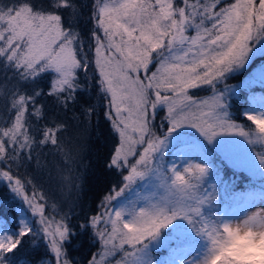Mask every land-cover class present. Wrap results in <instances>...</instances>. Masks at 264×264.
Instances as JSON below:
<instances>
[{
    "label": "snow or ice",
    "instance_id": "1",
    "mask_svg": "<svg viewBox=\"0 0 264 264\" xmlns=\"http://www.w3.org/2000/svg\"><path fill=\"white\" fill-rule=\"evenodd\" d=\"M258 46L264 0H0V184L21 205L0 264H264V183L230 192L203 150L264 180V93L234 112L228 83ZM97 116L112 180L85 211L41 177L79 191L62 138Z\"/></svg>",
    "mask_w": 264,
    "mask_h": 264
},
{
    "label": "trees",
    "instance_id": "2",
    "mask_svg": "<svg viewBox=\"0 0 264 264\" xmlns=\"http://www.w3.org/2000/svg\"><path fill=\"white\" fill-rule=\"evenodd\" d=\"M87 19V12L80 18V27H86L83 23ZM264 60V54L254 57L250 65L243 71L236 74L233 78L228 80L231 85H236L239 91L235 97H233L235 104L233 111L237 112L240 106H245L249 102L250 93L259 95L264 93V81L251 80L249 73L251 69L261 63ZM205 95L206 93H199ZM84 99H89L86 95ZM93 102L95 100L93 99ZM83 103V101H81ZM69 113V117H71ZM79 115V113H77ZM108 124L103 118L97 116L91 122H88L86 126L73 127L69 134H66L62 138L63 153L59 157L60 160L72 161L70 168L73 169V178L80 177L75 180V183L79 186V191L72 189V194L69 196V201H79L85 206V211L90 207L97 206L100 199L105 195L112 176L110 170L106 166L107 156L110 149V140L108 133ZM191 143L197 142L199 139L195 134L189 133ZM209 156L215 171L221 176L227 185L228 189L232 193L247 194L253 188L259 189L264 180L260 177H254L246 169L242 167H236L231 162L227 161L221 152L213 146H206L203 149ZM52 160V157H49ZM42 163H47L42 161ZM55 164V162H53ZM52 167V172L55 171V167H59L58 164ZM23 171V170H22ZM66 174L68 171H65ZM45 178H50L49 172L45 171L41 177V182L45 188L49 191V194H55V198L58 199L57 191L52 192L51 184ZM47 185V186H46ZM221 197L224 196V185H221L218 189ZM21 207L18 199L14 198L12 194L0 184V216L6 218L10 223L15 224L16 219L13 215ZM65 207V211H67ZM75 212L77 215L80 213V207H76ZM76 221L73 220V223ZM83 240V238H82ZM41 251H43L41 249ZM87 254V242L84 241V247L80 248L79 243L76 245V249L72 251V256L77 259L81 254ZM153 255L163 260L169 255L166 248H158L153 252ZM37 264H39V258L37 257Z\"/></svg>",
    "mask_w": 264,
    "mask_h": 264
},
{
    "label": "rangeland",
    "instance_id": "3",
    "mask_svg": "<svg viewBox=\"0 0 264 264\" xmlns=\"http://www.w3.org/2000/svg\"><path fill=\"white\" fill-rule=\"evenodd\" d=\"M263 54H264V50L260 49L259 46H258L257 49H254L253 53L250 56L249 63L246 65V67H248L250 65V63H251V61H253L254 57L260 56V55H263ZM260 72H264V60L251 69V71L249 73L250 79L251 80H256V81H261V80H259ZM190 133L195 134L196 136H198V134L195 133L194 130H192ZM189 142L191 143V141H189ZM193 143H195V142H193ZM180 147H183V145H180ZM215 147L221 152V155L227 161H229L231 163H232V158L235 155H237V150L231 145H217ZM172 150H173V152H176L175 148H173ZM63 175L64 176L73 177V169L71 168V171H68L67 174H66V172H64ZM45 180L49 181V183L51 184L52 192L57 191L58 200L62 199L65 195L69 198V196L72 194V190L70 191L68 187H62V185H61V176L57 175L56 172H52L51 173V178H49V179L45 178Z\"/></svg>",
    "mask_w": 264,
    "mask_h": 264
}]
</instances>
